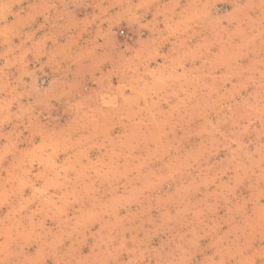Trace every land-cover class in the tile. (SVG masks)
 I'll list each match as a JSON object with an SVG mask.
<instances>
[{
	"label": "rangeland",
	"instance_id": "obj_1",
	"mask_svg": "<svg viewBox=\"0 0 264 264\" xmlns=\"http://www.w3.org/2000/svg\"><path fill=\"white\" fill-rule=\"evenodd\" d=\"M0 264H264V0H0Z\"/></svg>",
	"mask_w": 264,
	"mask_h": 264
}]
</instances>
